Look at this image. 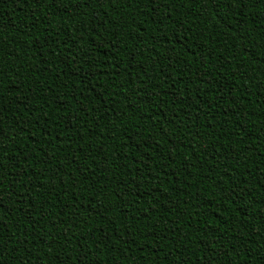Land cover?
Wrapping results in <instances>:
<instances>
[{"label":"trees","instance_id":"obj_1","mask_svg":"<svg viewBox=\"0 0 264 264\" xmlns=\"http://www.w3.org/2000/svg\"><path fill=\"white\" fill-rule=\"evenodd\" d=\"M0 264H264V0H0Z\"/></svg>","mask_w":264,"mask_h":264}]
</instances>
